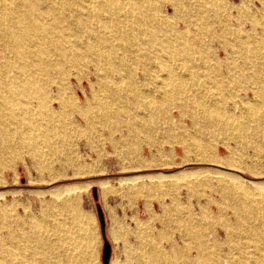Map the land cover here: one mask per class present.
<instances>
[{
    "label": "rangeland",
    "instance_id": "rangeland-1",
    "mask_svg": "<svg viewBox=\"0 0 264 264\" xmlns=\"http://www.w3.org/2000/svg\"><path fill=\"white\" fill-rule=\"evenodd\" d=\"M241 1L149 0L147 10L165 23L163 31L188 29L192 43L205 39L194 58L201 78L189 84L207 94L203 99L162 96L166 71L148 62L143 50L120 68L97 67L92 59L99 52L83 50L77 61L72 50L52 52V77L81 102L93 100L97 90L108 93L100 90L98 73L127 77L123 88L136 78L142 92L154 93L134 108L150 124L135 130L121 115L117 123L97 118L87 126L84 117L56 104L57 113L43 108L47 127L39 132L41 140L29 145L24 116L0 115V264H103L97 203L111 264H203L199 255L215 260L236 242L249 252L248 264H264V252L249 247L250 235L264 234V47L256 49L259 63H252L246 77L233 78L227 65L216 67L226 56L224 45L231 52L242 36L252 41L264 33V0H248L247 10L238 7ZM74 29L67 30L72 38ZM17 61L14 56L12 74L23 80ZM109 81L106 88L113 87ZM255 90L261 96L256 98ZM218 120L227 125H215ZM177 170L192 173L177 180L162 173ZM132 178L137 179L121 182ZM75 184L80 187L51 192ZM140 197L157 202L139 213Z\"/></svg>",
    "mask_w": 264,
    "mask_h": 264
},
{
    "label": "bare ground",
    "instance_id": "bare-ground-1",
    "mask_svg": "<svg viewBox=\"0 0 264 264\" xmlns=\"http://www.w3.org/2000/svg\"><path fill=\"white\" fill-rule=\"evenodd\" d=\"M247 1L242 0L238 7L247 10ZM42 4H46L47 8L42 9ZM148 6L149 0H0V115L24 116L26 125L24 139L29 145L37 144L41 140L39 132L47 127L43 119V108H47L49 113H57L56 104H59L60 109H67L71 116L84 117L87 126L97 118L106 124L113 119L117 123L119 117L124 115L131 120L133 129L141 131L148 129L149 121L141 119L134 108L138 101L154 98L153 92H142L136 78L130 77L127 87L123 88L121 84L127 77L113 80L98 73L100 90L104 89L108 93H99L97 90L93 100L87 97L81 102L80 97L68 95V88L61 87L52 77L51 56L58 48L63 49L62 55L65 51L72 50L76 54V61L83 50L90 53L99 52V56L92 59L97 67L106 63L112 66L116 64L118 68L129 67L136 59L135 52L143 50L148 62L157 64L161 70L166 71L161 86L162 96L172 94L186 98H205L207 94L189 85L201 78L199 58H194L198 48L205 45V39L200 40L199 44L192 43L187 38L188 29L173 28L168 32L163 31L165 23L157 21L150 14V8L147 10ZM70 29L75 31L73 38L71 33L67 32ZM135 45L137 47H134ZM259 47H264V33L253 37L252 41L246 34L234 45L231 52L229 47L224 45L226 56L222 58L223 60L217 61L216 67L227 65L228 72L233 78L246 77L252 63H259L255 60L259 58L255 54ZM14 56L18 60L16 64L21 75L25 76L23 80H18V76L12 74ZM108 79L113 84L112 88H106L110 82ZM15 81L17 85H13ZM22 88L26 89L24 93ZM254 93L256 98L261 96L260 90H255ZM15 95L24 96L26 100L23 103L18 102L14 98ZM152 104L153 100L151 107ZM194 123L198 126L200 122L195 119ZM225 124L220 120L215 123L220 127ZM205 160L211 159L206 157ZM176 172L178 171L165 173L171 175L164 177L177 180L192 173ZM218 173L245 181L241 175L235 173L225 171ZM103 184L109 186L108 181ZM79 187L80 185L76 184L68 185L51 192ZM242 197L250 198L245 194ZM224 214L220 211L218 216L222 218ZM230 238L229 234L228 239ZM249 241L251 243L249 247L253 246L257 251L264 252V234H252ZM236 243H238L236 247L229 249L220 258L213 260L204 255H199V258L203 264H248L249 252H246L240 242Z\"/></svg>",
    "mask_w": 264,
    "mask_h": 264
},
{
    "label": "water",
    "instance_id": "water-1",
    "mask_svg": "<svg viewBox=\"0 0 264 264\" xmlns=\"http://www.w3.org/2000/svg\"><path fill=\"white\" fill-rule=\"evenodd\" d=\"M92 194L93 197H97V191L96 187L94 186L92 188ZM96 211H97V217L99 221V227H100V233L103 240L102 244V262L103 264H109L110 255H111V243L110 241L105 237V219H104V213L101 205L99 203L96 204Z\"/></svg>",
    "mask_w": 264,
    "mask_h": 264
},
{
    "label": "crops",
    "instance_id": "crops-1",
    "mask_svg": "<svg viewBox=\"0 0 264 264\" xmlns=\"http://www.w3.org/2000/svg\"><path fill=\"white\" fill-rule=\"evenodd\" d=\"M175 163H182V161L180 162H175ZM178 165V164H177ZM181 170H186V169H181ZM181 170H177V171H181ZM162 173H171V172H162ZM166 175H171V174H166ZM104 185V184H103ZM157 202V200H150L148 197L147 198H143V197H140L139 201L137 200V205H138V209H136V212H148L149 210H151L155 203ZM105 232H106V229H105Z\"/></svg>",
    "mask_w": 264,
    "mask_h": 264
},
{
    "label": "trees",
    "instance_id": "trees-1",
    "mask_svg": "<svg viewBox=\"0 0 264 264\" xmlns=\"http://www.w3.org/2000/svg\"><path fill=\"white\" fill-rule=\"evenodd\" d=\"M105 237H106V233H105Z\"/></svg>",
    "mask_w": 264,
    "mask_h": 264
}]
</instances>
